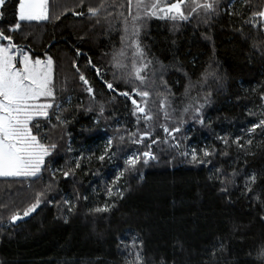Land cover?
Returning <instances> with one entry per match:
<instances>
[{"label":"trees","instance_id":"obj_1","mask_svg":"<svg viewBox=\"0 0 264 264\" xmlns=\"http://www.w3.org/2000/svg\"><path fill=\"white\" fill-rule=\"evenodd\" d=\"M250 2L252 10H258L260 0ZM16 3L18 0H7L0 27L15 22ZM76 3L77 0H49L50 19L22 22V30L14 38L33 56L43 57L46 52L55 61L54 81L58 97H63L64 115L70 121L66 132L71 138L57 140L53 166L74 168L75 158L82 154L74 177L60 178L57 185L60 195L55 199L62 196L74 199L76 191L88 200L77 202L72 213L55 204H44L15 224L8 221V212H0V264H123L125 257L117 248L118 238L127 236L124 243H128L136 235L144 242L143 255L148 264L161 259L167 264L173 261L201 264L208 258L204 248L221 236L231 238L233 255L228 260L243 257L251 241L264 234V223L258 219L259 209L241 195L239 187L233 190L231 203L226 202L218 192L220 184L209 177L215 168L241 171L245 159L250 172L264 168V136L249 137L242 132L250 122H255L256 118L247 116L246 112L259 109V90L264 87V59L260 51L254 53L251 48L253 42L258 49L264 48V33L245 25L249 39L244 42L236 35L240 21L226 15L207 28L197 27L195 21L179 22L176 31L170 30L169 21L149 19L141 33L142 43L147 46L149 58L168 69L165 79L173 94L172 107L182 109L189 102L185 99L189 81L199 83L191 96L198 97L202 104L205 100L207 103L202 109L203 124L195 122L191 113L183 116L184 123L177 135L181 141L179 149L170 139L169 143H163L166 137L159 126L165 123L162 117L152 137L135 144L133 140L139 136L130 139L128 133L145 130L143 121L141 118L137 123L131 101L119 95L130 90V86L116 81L114 71L118 70L111 67V53L120 47V35L118 32L107 35L99 28L90 31L87 18L64 12L65 7L73 9ZM57 15L60 19L54 20ZM81 36L86 38L81 40ZM205 36L211 39L206 40ZM77 48L80 55L76 54ZM89 59L95 68L89 65ZM74 60L92 86L95 99L79 80L72 66ZM96 68L101 70L100 75ZM205 71L215 72L217 78L201 79ZM105 81L113 82L114 89H107ZM101 103L105 108L103 114L99 113ZM149 107L156 111L158 105L150 100ZM62 134L57 129L53 138ZM237 135L253 140L245 146V152L250 155L245 156L235 145L225 146L217 139L228 136L231 140ZM110 137L112 147L105 154ZM157 137L159 142L149 149L148 145ZM68 147L73 151L69 153ZM193 147L217 149L227 155L214 154L209 158L211 164L189 163L190 157L185 158L180 152ZM131 150L151 151L158 159H150L146 165L141 162L133 172L125 171L117 182L123 198L108 197L106 189L125 168L126 154ZM101 155H105L103 161L97 159ZM30 183L19 178H0V203L11 202L10 206L22 208L30 202L28 198L33 191L39 190L36 185L29 188ZM242 183V178L237 179L238 186ZM105 203L116 206L108 213L90 212ZM233 223L240 225V233L246 235L232 234ZM177 240L183 241V251L174 247Z\"/></svg>","mask_w":264,"mask_h":264},{"label":"snow or ice","instance_id":"obj_2","mask_svg":"<svg viewBox=\"0 0 264 264\" xmlns=\"http://www.w3.org/2000/svg\"><path fill=\"white\" fill-rule=\"evenodd\" d=\"M7 0H0V21L6 15L5 6ZM239 4V8L236 5ZM226 5L225 7H221ZM76 9H81L77 11ZM253 5L250 0H77L73 9L64 8L65 13L80 18H87L89 30L95 31L99 28L103 33L111 35L118 32L120 35V47L114 48L111 53V67L114 71V79L123 81L130 86V90L119 92L131 101L133 106V116H137V123L143 121V131L128 133L129 138L138 135L139 139L133 140L135 144H141L146 139H150L157 122L163 118L164 124L159 125L165 133L163 143L173 142L176 149L180 148L181 141L177 140V135L181 132L184 123L183 116L191 113L195 122L203 124L202 109L205 103H200L198 97L191 96L199 83L189 81L185 88V99L189 102L182 108L172 107L174 103L173 94L165 79L167 67L161 62L149 58L146 51L147 46L143 45L141 33L144 31L146 22L156 18L169 21L172 24L171 31L177 30L179 22H196V26L204 25L206 28L213 25V22L226 15L240 21V27L236 29V35L247 42L249 37L244 32L247 25L252 29L259 28L264 33V0H260L258 10H252ZM50 19L49 0H18L15 4L13 20L8 22L6 27H0V177L19 178L31 181L29 188L36 185L39 190L33 191L28 198L30 202L22 208L10 206L9 203H0V212H8V221L15 224L32 214L44 204L62 208L67 213H72L80 200H88L87 196L81 197L79 192L74 191V199L62 196L56 200L55 196L60 195L57 187L60 178L68 180L74 177L75 170L80 167L81 156L74 160V168L65 170L63 166L55 167V155L58 149L57 140H63L70 134L66 132V126L70 121L64 115L63 97L57 95V87L54 81L55 61L46 52L43 57L33 56L30 51L17 43L14 34L22 30V22L47 21ZM59 20L60 16L53 17ZM7 33V34H6ZM86 37L81 36L83 40ZM210 40L211 37L205 36ZM253 52L260 51L261 58L264 59V48L257 47L256 43L251 44ZM76 54L80 55V49H76ZM89 65L95 68L91 59ZM72 66L79 74V80L85 85V91L95 99L92 86L85 76L80 73L76 61H72ZM178 70V69H177ZM100 69L96 68L97 75ZM209 77L216 79L215 72L205 71L201 74V79L207 80ZM105 86L109 90L114 89V83L105 81ZM63 91V89H61ZM256 92V89H251ZM258 97L259 109L256 112L247 111L246 115L255 117V122H250L246 130H242L249 137L253 135L264 136V87L260 90ZM136 97H139L137 99ZM158 105L156 111L149 107V101ZM82 107V105H81ZM91 111V108L88 109ZM105 111L103 103L99 105V113ZM55 120V122H53ZM169 123L176 126L169 127ZM151 126V127H150ZM60 129L63 134L53 138V133ZM123 140V137H119ZM225 146L235 145L245 156L250 153L245 152V146L251 145V138L245 140L243 135H237L231 140L228 136L217 137ZM159 142V137L152 140L148 145L149 149ZM112 147V138L108 140L105 154ZM67 151L72 152L68 147ZM226 156L227 153L205 147L201 149L185 148L180 155L188 158L189 163L211 164L209 159L213 155ZM100 161L105 159V155L97 158ZM156 160L158 157L151 151H144L128 155L124 160L125 168L117 173L112 184L106 189V195L115 199L123 198V191L117 186V182L124 176L125 171L133 172L141 162L147 164L148 161ZM68 163V162H66ZM45 177L47 180L45 181ZM243 180L241 185H237V179ZM214 183L220 184L218 192L231 203L232 192L236 187L241 190V195L254 203L259 209L258 219L264 223V168L259 172L248 170V161L245 159L244 167L241 171L233 169L231 172L223 168H215L213 175L209 177ZM260 189L257 191V189ZM116 205L115 203L99 205L90 209L92 213H108ZM65 222L67 219L65 218ZM241 226L231 225L232 234L246 235L240 233ZM127 236L118 238L117 248L124 255L123 264H148L143 255L144 242L139 235L133 236L128 243ZM230 237H216L205 248L204 253L207 260H202L201 264H264V234L254 238L249 245V250L243 257L236 256L232 260L227 257L232 256L230 247ZM175 248L183 251L184 243L177 240ZM156 264H167L164 259ZM173 264H176L173 261Z\"/></svg>","mask_w":264,"mask_h":264},{"label":"rangeland","instance_id":"obj_3","mask_svg":"<svg viewBox=\"0 0 264 264\" xmlns=\"http://www.w3.org/2000/svg\"><path fill=\"white\" fill-rule=\"evenodd\" d=\"M67 102H68V100H67ZM137 153H138L137 150L128 151V153L126 154V158H127L128 155L137 154ZM0 178H3V177H0Z\"/></svg>","mask_w":264,"mask_h":264}]
</instances>
